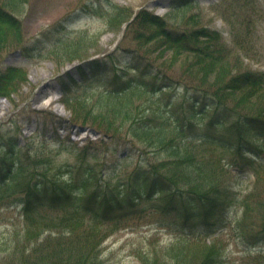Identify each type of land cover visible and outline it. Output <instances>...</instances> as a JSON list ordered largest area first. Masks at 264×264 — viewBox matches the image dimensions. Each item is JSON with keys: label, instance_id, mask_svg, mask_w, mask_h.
<instances>
[{"label": "rangeland", "instance_id": "rangeland-1", "mask_svg": "<svg viewBox=\"0 0 264 264\" xmlns=\"http://www.w3.org/2000/svg\"><path fill=\"white\" fill-rule=\"evenodd\" d=\"M177 6L182 9L171 12ZM0 10V85L7 84L0 92V165L8 168L7 158L14 156L20 163L14 174L0 176V191L6 193L0 196L5 206L0 233L5 237L13 240L16 232L23 233L27 195L22 182L26 177L39 183L42 191L57 180L63 182L62 178L74 184L93 177L91 187L101 186V191L110 194L111 189L129 182L138 168L175 160L169 148L185 142L193 144L191 159L219 169L220 174L212 179L216 185L233 186L242 196L254 189V174L239 176L236 170L234 161L239 156L223 153L217 140H198L195 133L182 140L173 128L182 125L189 133L192 121L197 133L204 134L214 108L206 106L210 115H204L203 121L201 114L195 115L202 104L193 96L212 101L213 91L202 90L203 83L223 87L234 75L264 74V0H0ZM145 10L162 18L174 33L189 35L199 29L214 33L219 39L218 55L224 57L219 72L190 78L191 57L178 58L159 41L139 44L135 40L138 31L157 30L136 20ZM11 69L21 70V77L9 79ZM34 70L50 79L30 87ZM42 87L49 93L35 101ZM128 89V105L121 112L115 107L125 105L122 92ZM53 95L59 97L57 106L62 111L55 105L36 108ZM233 101L232 109L241 102L239 94ZM260 105L264 108V99ZM237 109L219 132L233 125L239 131L244 118L254 115L250 108ZM103 113L116 117L114 124ZM168 122L173 124L166 135L160 133ZM145 127H151V133ZM161 135L167 146L160 144ZM248 141L261 147L258 152L264 161V146L251 135ZM187 170L195 181L182 186L184 193L209 190L211 180L190 167ZM167 208L159 195L133 203L126 209L130 214L108 224L104 239L97 240V263L174 264L162 262L166 247L181 236V231L166 226L176 220ZM49 235L39 243H46ZM215 240L216 250L224 252L220 264H264V241L247 251L231 227L205 238L206 247ZM206 247L203 242L193 247L185 263L176 264H201Z\"/></svg>", "mask_w": 264, "mask_h": 264}, {"label": "trees", "instance_id": "trees-1", "mask_svg": "<svg viewBox=\"0 0 264 264\" xmlns=\"http://www.w3.org/2000/svg\"><path fill=\"white\" fill-rule=\"evenodd\" d=\"M190 6L192 5H188ZM181 9L182 6H177L174 9L176 11L171 12L177 13ZM136 20L157 28L152 33L138 31L135 40H138L139 44L150 45L159 41V45L175 53L178 58L186 55L191 57L192 61L187 68L190 78H194L196 74L211 76L212 73L219 72L224 57L218 55L220 52L215 45L219 39L214 33L208 34L207 30L201 29L189 35L174 33L165 27L162 18L150 15L146 10L140 12ZM19 72L22 73L21 70L11 69L7 77L10 79L18 75L20 78ZM203 85L205 89L202 90L207 93L209 90L213 91L212 101L193 96L202 104L195 115L201 114L199 119L203 121L204 115H210L206 111L207 108H214L210 120H207L204 134L197 133L192 121L188 122L189 133L182 125L173 129L182 140L195 133L198 140H204L206 143L217 140L223 153L239 156L237 162L234 161L239 176L248 177L250 172L254 174L255 186L252 191L242 196L233 186L216 185V181L212 179L220 174L219 169L208 165L207 162L196 161L194 157L191 159L189 150L193 144L187 142L183 146L173 145L169 148L168 153L174 156L175 160L169 161L168 164L145 166V169L138 168L131 174L129 182L121 184L118 189H111L110 194L101 191V186L98 189L92 188L93 177L80 179L73 184L69 180L67 183L60 176L63 182L57 180L46 186L44 191L39 190V183L33 184L32 178L26 177L22 182V191L27 195L26 206L22 211L23 233L18 235L16 232L13 240L0 233V264H99L94 245L97 240L104 239L105 227L125 219L126 214H130L126 209L133 203L143 202L145 198L154 195L162 196L168 205V212L176 214L173 224L166 226L181 231V236L166 247V256L162 262L185 263L188 252L193 247H198L202 242L206 247L205 238H213L230 227L234 228L236 237L242 241L247 251H252L253 247L264 241V161H260L261 155L258 152L261 147L248 141L251 135L253 141L264 146V108L260 105L264 99V74L234 75L223 87L205 83ZM6 89L7 84L0 85V92ZM129 91L128 89L122 92L125 105L118 103L120 108L115 107L121 109V112L128 105ZM235 94H239L241 102L235 104L233 109L247 107L253 110L254 115L244 118L245 124L239 128L243 133H239L234 125L226 128L225 133H221L219 130L228 125L230 115L235 112L230 106L235 103ZM107 97H111V94L108 93ZM103 114L106 119H112L114 124L116 117ZM167 124L160 133L165 134L173 123ZM143 130L151 133L152 128L145 127ZM159 142L167 146L164 135H161ZM216 150L218 149L215 148V152ZM16 159L17 156L7 158L10 163L8 168L2 169L0 165V176L14 174V171L20 168ZM188 167L193 173L196 171L211 180L209 190L202 193L183 192L182 186H190L195 181V177L190 176ZM5 194L0 191L1 197ZM1 197L0 214L5 207L1 204ZM48 232L50 235L46 243H39L38 240ZM216 243L218 242L215 240L206 247L207 251L202 256L204 259L201 264L221 263L224 252L216 250ZM32 244L34 245L31 246Z\"/></svg>", "mask_w": 264, "mask_h": 264}, {"label": "bare ground", "instance_id": "bare-ground-1", "mask_svg": "<svg viewBox=\"0 0 264 264\" xmlns=\"http://www.w3.org/2000/svg\"><path fill=\"white\" fill-rule=\"evenodd\" d=\"M48 70L45 69V72H47ZM42 79H50V75H46L45 73H42L41 76L38 74V70H34L31 72L30 74V87L32 85V83H36L39 80L41 81ZM34 81V82H33ZM49 93V89H47L46 87H42L41 90H39L38 92L35 93V101H39L42 99L43 96L47 95ZM59 100V97H56L55 95L53 96H48V98L46 100H43V102L39 104V106H36L37 109L43 110V109H49L50 106L55 105V107H57V110L60 112L62 111V107L57 106V101Z\"/></svg>", "mask_w": 264, "mask_h": 264}]
</instances>
